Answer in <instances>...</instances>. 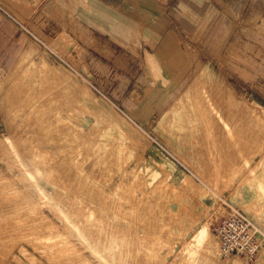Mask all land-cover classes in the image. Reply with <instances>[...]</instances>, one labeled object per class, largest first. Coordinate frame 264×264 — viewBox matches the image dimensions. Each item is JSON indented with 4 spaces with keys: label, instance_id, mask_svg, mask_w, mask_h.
<instances>
[{
    "label": "rangeland",
    "instance_id": "obj_1",
    "mask_svg": "<svg viewBox=\"0 0 264 264\" xmlns=\"http://www.w3.org/2000/svg\"><path fill=\"white\" fill-rule=\"evenodd\" d=\"M8 1L31 18L35 0ZM229 24L87 67L57 49L66 33L38 41L61 59L0 89V264H264L221 257L213 232L225 203L264 232V41ZM185 109L201 114L174 131Z\"/></svg>",
    "mask_w": 264,
    "mask_h": 264
},
{
    "label": "crops",
    "instance_id": "obj_2",
    "mask_svg": "<svg viewBox=\"0 0 264 264\" xmlns=\"http://www.w3.org/2000/svg\"><path fill=\"white\" fill-rule=\"evenodd\" d=\"M1 2L9 8L12 5L8 0ZM236 3L235 0H35L31 18L26 7L19 5L22 9L17 14L23 23L0 8V89L16 86L24 72L31 70V64L45 65L52 53L59 57L38 41L52 42L63 33L71 43L63 56L74 67L103 64L105 51L116 53L118 46L138 47L139 55H168V51L162 50L165 42L177 39L184 46L189 41L198 44L210 33L216 32L220 37L219 23L227 18L228 36L236 38V29L249 25L261 28L264 41V0ZM28 22L36 33L34 38L28 32Z\"/></svg>",
    "mask_w": 264,
    "mask_h": 264
},
{
    "label": "built area",
    "instance_id": "obj_3",
    "mask_svg": "<svg viewBox=\"0 0 264 264\" xmlns=\"http://www.w3.org/2000/svg\"><path fill=\"white\" fill-rule=\"evenodd\" d=\"M15 18L23 23L17 16ZM223 208L226 214L213 226L220 256L251 261L264 253V232L257 221L235 206L225 203Z\"/></svg>",
    "mask_w": 264,
    "mask_h": 264
},
{
    "label": "bare ground",
    "instance_id": "obj_4",
    "mask_svg": "<svg viewBox=\"0 0 264 264\" xmlns=\"http://www.w3.org/2000/svg\"><path fill=\"white\" fill-rule=\"evenodd\" d=\"M121 50V49H120ZM118 52V51H117ZM115 53V52H114ZM112 60V59H111ZM116 60V59H115ZM114 60V61H115ZM124 61V60H123ZM122 61V62H123ZM121 64H123V63H121ZM119 66V65H118ZM135 66V65H134ZM96 67V66H95ZM122 68V67H121ZM101 70V69H100ZM125 70V69H124ZM133 70V69H132ZM103 71V70H102ZM105 72V71H104ZM107 89H109V88H107ZM113 90V89H112ZM114 92V91H113ZM112 94V93H111ZM124 94V93H123ZM206 94V93H205ZM119 95V94H118ZM213 95V94H212ZM65 97V96H64ZM200 97V96H199ZM217 98V97H216ZM211 99V98H210ZM123 100V99H122ZM121 100V101H122ZM209 100V99H208ZM198 102H200V100L198 101ZM206 102V101H205ZM125 104V103H124ZM127 104V103H126ZM201 105V104H200ZM203 105V104H202ZM205 105V104H204ZM203 105V106H204ZM202 107V106H201ZM205 107H207V106H205ZM205 107H204V109H205ZM225 107V106H224ZM208 108V107H207ZM230 108V107H229ZM235 111V110H234ZM191 112H193L194 114H201V112L200 111H198V110H194V109H192V111L189 109V110H187V109H185V110H183V111H181L180 112V114L178 115V117H176L175 118V125H173V127H174V131H175V129H177V128H179L180 129V126H181V124L180 123H182V119L181 118H183L184 116H186V117H188V119H190V117H193V115L191 114ZM208 112V111H207ZM206 112V113H207ZM209 113V112H208ZM213 114V113H212ZM206 115V114H205ZM208 116H211L210 114H208ZM212 116H214V115H212ZM214 118V117H213ZM213 120V119H212ZM188 124V123H187ZM201 126V125H200ZM200 126H194L193 127V130H197V129H199V128H201ZM199 127V128H198ZM216 128V127H215ZM173 131V132H174ZM61 141V140H60ZM62 141H63V139H62ZM62 144H64V143H62Z\"/></svg>",
    "mask_w": 264,
    "mask_h": 264
},
{
    "label": "water",
    "instance_id": "obj_5",
    "mask_svg": "<svg viewBox=\"0 0 264 264\" xmlns=\"http://www.w3.org/2000/svg\"><path fill=\"white\" fill-rule=\"evenodd\" d=\"M0 5L5 9V10H8L9 12H11L12 13V11L8 8V6H6V5H4L1 1H0ZM13 14V13H12ZM61 35H63V34H61ZM61 35H59L52 43H51V45L52 46H54V47H56L57 46V44L60 42V36ZM65 38H66V42L65 43H63V50H62V53H65V52H67L68 50H70V48H71V43L69 42V39H68V37H67V35L65 36ZM57 48V47H56ZM3 129V125L0 123V130H2Z\"/></svg>",
    "mask_w": 264,
    "mask_h": 264
}]
</instances>
